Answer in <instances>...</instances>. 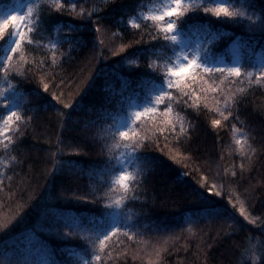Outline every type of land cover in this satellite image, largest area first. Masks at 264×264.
<instances>
[{"label": "trees", "instance_id": "obj_1", "mask_svg": "<svg viewBox=\"0 0 264 264\" xmlns=\"http://www.w3.org/2000/svg\"><path fill=\"white\" fill-rule=\"evenodd\" d=\"M17 1L0 0V16ZM157 1L79 0L77 12L83 6L93 13L84 20L58 11L57 0H32L35 42L7 80L0 72V88L10 83L20 94L22 116L11 143L0 139V264H15L35 242L51 253L45 259L83 264L92 246L80 229L65 237L59 225L76 217L87 228L109 213H117L123 231L106 242L102 264H264V80L245 75L230 83L217 73L200 85L216 92L174 102V130L161 117L136 128L148 137L138 152L116 147L113 121L130 101L144 99L138 85L154 74L147 65L165 54L163 40L151 39L152 22L139 15ZM227 2L249 15L264 7V0H254L255 7ZM133 17L140 28L127 23ZM71 25L81 26L73 34L79 45L66 35ZM213 30L223 34L211 46L216 59L230 62L235 41L245 45L241 63L255 72L247 45L251 40L259 54L260 34L234 23ZM49 41L58 44L55 63ZM4 115L0 105V121ZM124 152L134 154V179L116 207L123 193L113 176ZM206 203L218 214H209Z\"/></svg>", "mask_w": 264, "mask_h": 264}, {"label": "snow or ice", "instance_id": "obj_2", "mask_svg": "<svg viewBox=\"0 0 264 264\" xmlns=\"http://www.w3.org/2000/svg\"><path fill=\"white\" fill-rule=\"evenodd\" d=\"M79 0H64L60 3L57 0L55 7L58 11L70 10L77 12ZM249 6L255 7L254 0H249ZM19 7V6H18ZM37 5L29 4L27 11L21 14L18 10H8L3 16H0V41H6L3 57H0V72H3L4 79L9 78L11 71L17 70L19 62L25 60V51L28 45L35 42L34 30L37 24L33 22L32 16ZM201 12L204 15H201ZM77 15L80 19H91L93 13L83 6H79ZM139 15L145 21L152 22V28L156 30L151 35L152 40H163L161 45L165 54L157 56L156 60L150 62L147 67L153 69L154 74H147L146 78L138 85L142 90H146V99L142 106L133 109L131 119L128 123L119 124L113 128V139L116 141V147L130 149L131 152H138L141 147H145L143 141L147 136L138 135L136 128L142 126L148 121H159L161 117H165V123L172 125L174 130V121L171 117L173 113V104L175 101L182 100L184 97L198 100L200 97L198 92H216L217 88L209 85L207 89L200 87L201 84H207L218 73L223 80L230 83L235 80H242L246 75L251 78L256 76L257 80H264V7L261 8L260 14H247L245 11L235 8L227 0H168V3L162 8H150L147 12L141 11ZM215 17L216 19H210ZM133 28H140L141 24L137 22L135 17L127 21ZM234 23L243 24L250 33L260 34L261 49L259 54L256 53L255 47L248 42L247 50L250 57H255L257 63L253 66L255 72L247 71L245 66L240 62V58L245 54V45L238 44L235 41L231 48V55L234 57L231 65L222 64L223 60H217L212 47L215 42L222 38L218 30L214 31L216 24ZM25 25H28L25 28ZM81 26L71 25L69 33L66 34L69 39L75 40L77 45L82 42L73 35L79 32ZM59 26L57 31H59ZM102 28L97 21L96 32L100 33ZM193 36L197 39L194 41ZM103 43V41H101ZM42 46V45H41ZM58 44L49 41V49L53 51V62L55 63V50ZM127 47L122 45L120 50ZM27 72V69H24ZM23 74V73H22ZM251 82V81H250ZM45 91L49 90V85L44 83ZM140 97V92H135ZM20 94L12 84H8L7 88H0V105L7 113L3 120L0 121V136L4 137L11 143L10 132L13 131L12 125H16L15 130L19 131L22 116L19 111ZM123 101V98H122ZM186 102V101H185ZM163 105V112L160 106ZM69 107V105H65ZM147 117V120L144 118ZM139 122V123H138ZM213 125L220 124L219 120H213ZM117 121H113L116 125ZM110 127H112L110 125ZM240 145V140L235 141ZM7 146V145H6ZM175 159V157H173ZM140 168L137 167L136 172L139 173ZM133 173L127 168H122L118 174L113 176V187L117 191H122L120 199L114 201L116 207H120L124 199L127 198L129 181L133 180ZM107 207H112L109 203ZM204 209L209 213H216L215 206L212 204H204ZM243 209L241 213L243 214ZM218 214V213H216ZM247 218V217H246ZM63 228L65 237L73 236L77 229L82 231L81 239L92 246L91 260L85 259L83 264H102L103 253L108 245L106 242L113 234L123 231L117 217L114 214H106L104 219L99 222H89L87 228L80 218L67 217L64 223L59 225ZM127 235V232H124ZM51 255L44 245L39 242L32 244L31 248L20 253V259L15 264H71V261H57L55 259H45L44 257ZM31 256L32 259L27 257ZM264 260V251L261 253Z\"/></svg>", "mask_w": 264, "mask_h": 264}, {"label": "rangeland", "instance_id": "obj_3", "mask_svg": "<svg viewBox=\"0 0 264 264\" xmlns=\"http://www.w3.org/2000/svg\"><path fill=\"white\" fill-rule=\"evenodd\" d=\"M31 3H32V0H18L12 7L6 9L4 11V13L7 12L8 10H18V11L21 12V14H23V12H26L27 11V6L29 4H31ZM167 3H168V0H159L156 3L152 4L149 7V9L150 8H153V7H155V8H162V6H164ZM3 15L4 14H2L1 16H3ZM196 39H197V37L196 36H193V40L195 41ZM221 59L223 60V63L222 64H217L218 67H222L225 64L231 65L233 63L234 57L232 56V59H231L230 62H228L224 58H220V59H217V60H221ZM240 62H241V58H240ZM145 99H146V96L142 100H132V101H130L128 103L127 108H126V114L124 116H121V117H118L117 118V124H116V126L118 127L119 124L128 123L129 120L131 119V112H132V110L133 109L140 108L142 106V104L144 103ZM6 114L7 113L5 112V115ZM0 139L2 140V139H4V137L0 136ZM133 162H134V154L133 153H131V152H124V153L119 154L118 160H117L118 171L121 170L122 168H125L126 167L127 170L129 172H131V167L133 165ZM116 174H118V172ZM114 215L118 219L117 213H115ZM253 264H256V262L254 261Z\"/></svg>", "mask_w": 264, "mask_h": 264}]
</instances>
